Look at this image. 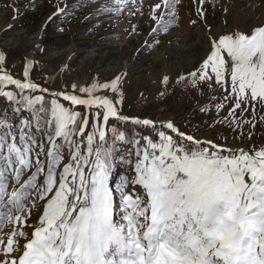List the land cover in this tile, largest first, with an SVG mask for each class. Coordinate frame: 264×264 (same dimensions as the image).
<instances>
[{
  "label": "snow or ice",
  "instance_id": "obj_1",
  "mask_svg": "<svg viewBox=\"0 0 264 264\" xmlns=\"http://www.w3.org/2000/svg\"><path fill=\"white\" fill-rule=\"evenodd\" d=\"M178 2L150 4L149 18L175 19ZM125 9L144 14L136 0L104 7ZM35 67L27 58L16 75L0 52V264H264V140H253L264 124V25L214 36L189 73L195 89L226 93L221 123L251 145L123 114L120 76L52 91ZM129 122L157 135L131 133Z\"/></svg>",
  "mask_w": 264,
  "mask_h": 264
},
{
  "label": "rangeland",
  "instance_id": "obj_2",
  "mask_svg": "<svg viewBox=\"0 0 264 264\" xmlns=\"http://www.w3.org/2000/svg\"><path fill=\"white\" fill-rule=\"evenodd\" d=\"M110 3L15 0L20 13L13 19V0H0V52L7 54L16 75L31 58L36 65L33 78L52 91L70 83L87 86L94 80L109 82L120 76L123 114L158 124L171 120L201 140L212 139L233 147L251 145L253 141L241 138L221 123L224 112L217 105L228 107L226 93L219 86L195 89L189 73L209 53L214 36L246 33L264 25V0H204V15L198 13L197 0H179L175 19L167 16L155 22L149 18V5L161 3L163 10L162 0H136L137 5L144 4L142 16L131 15L135 9H125L119 15L107 13L104 7ZM58 7H63L65 13H58ZM153 28L159 29L155 36ZM164 76L169 77L166 86L162 83ZM201 106L210 111H200ZM4 108L5 101L0 98V110ZM256 111L259 119L260 108ZM140 132L157 135L149 128ZM253 133L255 143L264 140V124L258 123ZM126 172L123 167L116 170L114 187ZM35 216L33 210V223ZM8 230L5 224L4 231Z\"/></svg>",
  "mask_w": 264,
  "mask_h": 264
},
{
  "label": "trees",
  "instance_id": "obj_3",
  "mask_svg": "<svg viewBox=\"0 0 264 264\" xmlns=\"http://www.w3.org/2000/svg\"><path fill=\"white\" fill-rule=\"evenodd\" d=\"M30 16H31V15H29V18H30ZM31 17H32V16H31ZM28 20H29V19H28ZM47 27H48V26H47ZM45 29H46V28H45ZM122 127L127 128V129L129 130V132H131V133H135V132H137V131L143 130V127L138 126V125H135V124H133V123H131V122H129V123L125 124V125H122ZM149 135H150V134H149ZM120 150H121L122 152L125 151L124 148H121ZM129 150H131V149H129Z\"/></svg>",
  "mask_w": 264,
  "mask_h": 264
}]
</instances>
